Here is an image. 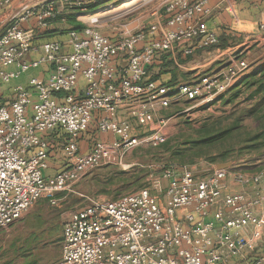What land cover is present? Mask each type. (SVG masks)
Returning a JSON list of instances; mask_svg holds the SVG:
<instances>
[{
  "label": "built area",
  "instance_id": "1",
  "mask_svg": "<svg viewBox=\"0 0 264 264\" xmlns=\"http://www.w3.org/2000/svg\"><path fill=\"white\" fill-rule=\"evenodd\" d=\"M158 1L169 15L166 24L175 29L143 47L138 46L156 33L157 24L110 40L96 18L80 31H68L64 40L37 43L55 24L57 4L83 10L82 0H22L5 14L3 26L0 16V228L13 224L42 197L66 190L89 169L120 165L132 147L164 141L160 130L147 138L131 136L130 120L147 128L155 113L172 102L211 101L212 94H223L232 85L236 71L231 66L227 75L206 76L196 85L171 87L150 78L157 54L190 43L183 50L189 55L219 42L206 23L209 0ZM12 2L0 0V10ZM30 23L36 27H24ZM37 50L41 55L28 60ZM45 65L52 68L47 80L29 76L26 87H14L13 97L4 100L3 85ZM121 110H126L124 118ZM91 126L92 133L117 139L96 140L80 153L78 139ZM54 130L67 136V168L45 176L50 151L42 135ZM228 178L255 189L231 192ZM263 178L264 170L215 169L197 176L186 166L166 169L150 188L70 212L62 225L60 264H229L231 258H244L264 239V191L258 189ZM214 207L213 220L207 221ZM248 264H264V257Z\"/></svg>",
  "mask_w": 264,
  "mask_h": 264
},
{
  "label": "rangeland",
  "instance_id": "2",
  "mask_svg": "<svg viewBox=\"0 0 264 264\" xmlns=\"http://www.w3.org/2000/svg\"><path fill=\"white\" fill-rule=\"evenodd\" d=\"M145 7L153 10L156 5L153 0H136L95 15L89 8L79 10L71 4H57L59 15L54 22L57 28L38 38L60 40L58 37L68 32L66 16L70 14L75 16L76 22L85 24L98 19L99 30L105 35L112 34L119 16H127L122 21L133 31L146 24ZM4 19L5 16L1 18ZM4 22L1 21V25ZM260 25L264 24H259L258 33L232 38L225 49L203 48L189 55L182 53V58L169 53L168 58L181 64L174 65V69L170 67L174 77L171 73L163 74L173 83L196 85L206 76L220 72L227 75L231 66L236 71L232 85L223 94H212L211 101H207L209 97L195 102L183 99L172 102L155 113L153 124L147 128H139L130 120L131 136L147 138L160 130L164 141L156 146L149 143L134 146L124 154L120 165L89 169L66 190L37 200L17 221L0 228V264H60L62 225L70 212L92 201H114L150 188L152 181L160 178L166 169L178 171L186 166L197 176L217 168L245 173L264 170V27ZM187 56L190 58L186 59ZM241 62L246 66L244 69ZM156 68L151 76H157ZM228 128L231 130L213 137ZM210 136L212 140H204ZM60 145L52 149V155L63 162L57 167L52 160L51 169L55 171L67 168L64 148ZM161 185L164 186L165 181H161Z\"/></svg>",
  "mask_w": 264,
  "mask_h": 264
},
{
  "label": "crops",
  "instance_id": "3",
  "mask_svg": "<svg viewBox=\"0 0 264 264\" xmlns=\"http://www.w3.org/2000/svg\"><path fill=\"white\" fill-rule=\"evenodd\" d=\"M82 1L84 2L85 9L89 8V10L96 12L95 15H97L112 7L120 8L123 6L130 5L136 0H111L108 2L105 1L103 5H101V3L103 2H100L98 0H82ZM153 1L155 2L156 7L153 10H147V8L145 7L146 9L144 11L143 20L146 21L145 22L146 24H142V26H140L139 28L145 27L150 24H157L158 30L153 36L148 37L145 40V42L140 44L138 47H143L149 42L159 39L163 31L175 29V26H168L166 24L169 15L161 11L162 10L161 5L158 2V0H153ZM21 2L22 0H13L10 6H6L2 10H0L1 18L4 17L5 14L8 15V12L11 11L12 9H17ZM208 8L210 10V13L206 18V23L209 29L214 31V33L218 36V38L221 36H225V37H229L233 39L237 37L243 38L248 33H252V34L258 33L257 30H258L259 24H264V0H209ZM85 16H89V15H85ZM125 17L127 16H124V17L119 16V18L117 19L118 24L111 31L112 33L111 35H105L104 33L100 31L101 34L109 38L110 40H114L121 33L132 32V29L129 28V24H126V22L124 23V21H122L123 18ZM78 18L79 17H77L76 19L78 20ZM6 19L2 21H6ZM81 23L83 24V26L87 25L84 22H81ZM24 27L28 28V27H36V26L34 23H30V24L25 25ZM56 28L57 26L55 27V24H54L50 30H53ZM58 38H60V40H64L66 37L63 36V37H58ZM49 39L54 40V38H48V39L37 38L36 40H38L37 43H39V42H42L43 40H49ZM184 45L187 46L191 44L190 43L182 44V45L179 44L171 52L157 54L154 58L152 65L149 68L150 78L151 79L153 78V76H151V71L153 70V68L158 67L156 69H157V73H159V70H160L159 58L162 55L167 54V53L168 54L170 53L173 55L176 53L177 55L180 56V58H182L181 56L184 50L183 48L185 47ZM40 55H41L40 50L33 51L30 54H28L27 59L34 60V59H37ZM172 60L174 62V65L181 66V64L176 63L173 58ZM116 61H117V64L122 63L121 59H118ZM116 61L114 62V64L116 63ZM51 71H52V68L50 66L45 65L39 69L29 71L27 74L22 75L20 78L16 80H12L9 84L3 85L1 91H2L4 100L8 102L13 97L12 90L14 87L16 86L26 87L27 79L29 76H36L42 80H47ZM157 73L156 75H158ZM169 78L170 77L168 75L160 74L157 76L155 80L160 81L167 85V83L171 81V79ZM175 84L176 83L172 82V83H169L168 85L171 87H175L177 85ZM83 85H84V82L82 78H79V86L82 87ZM125 113H126V110H121V112L119 113V116L124 118L126 116ZM94 117H97V116L95 115ZM93 128L94 127L91 126L90 130L87 133L80 135V138L78 139V147H79L80 153H83V154L87 153L90 150L93 142H95L96 140L111 141V140L117 139V136L113 134L92 133L91 130ZM42 136L45 140L48 141L49 151H50L48 159H47V169L45 170V176H52L55 173L63 170L61 169V170L55 171L51 169V166L53 167L52 160L55 161L54 164L57 167L58 165L63 164V162L61 163L60 159L57 160L55 155H52V149L55 146H58L59 144H62L60 145L61 148H65L67 136L63 134L62 132H60L59 130H54V131L45 133ZM226 183L228 185L229 190L235 193H247V194L249 193L250 194V193H253L255 189L253 186H248V187L238 186L234 183L232 178H228ZM258 189L264 191V178L262 182L259 184ZM216 210L217 208L214 207L209 211V214L206 218L207 221L213 220V214L215 213ZM178 247H182V245ZM256 257H264V239L255 247L253 251L248 252L246 257L231 258L229 259V264H248L249 262L253 261V259H255Z\"/></svg>",
  "mask_w": 264,
  "mask_h": 264
},
{
  "label": "trees",
  "instance_id": "4",
  "mask_svg": "<svg viewBox=\"0 0 264 264\" xmlns=\"http://www.w3.org/2000/svg\"><path fill=\"white\" fill-rule=\"evenodd\" d=\"M77 9L80 10V8H77ZM66 20H67V25H68L67 26L68 27L67 28L68 31H70V30L80 31L84 27L83 24H81L80 22H76L75 16L72 15V14L67 15L66 16ZM218 39H219V42H218L217 46H214V47H218L220 49H225L226 46L229 44V40H231L232 38L221 36ZM210 48H213V47H210ZM167 55H168V53L162 55L159 58V60H160V64H159L160 70H159L158 75L171 73L172 76L174 77V74H173L172 70L170 69V67H172L174 69V62H173L172 58H168ZM189 58H190V56H187L186 59H189ZM184 61H186V60H184ZM184 61H181L180 63H184ZM157 76H153L152 80H155L157 78ZM173 77H172V79H174ZM172 82H173V80L169 81V83H172ZM169 83H167V85ZM230 130H231V128L221 130L220 132H217L213 137L218 138L220 135H222L223 133L228 132ZM212 139H213L212 136H210V137H208V138H206L204 140L205 141H210Z\"/></svg>",
  "mask_w": 264,
  "mask_h": 264
},
{
  "label": "water",
  "instance_id": "5",
  "mask_svg": "<svg viewBox=\"0 0 264 264\" xmlns=\"http://www.w3.org/2000/svg\"><path fill=\"white\" fill-rule=\"evenodd\" d=\"M217 169H219V168H217ZM222 169H225V168H222Z\"/></svg>",
  "mask_w": 264,
  "mask_h": 264
}]
</instances>
